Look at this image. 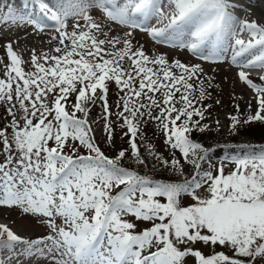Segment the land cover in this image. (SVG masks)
Here are the masks:
<instances>
[{"label": "snow or ice", "instance_id": "snow-or-ice-1", "mask_svg": "<svg viewBox=\"0 0 264 264\" xmlns=\"http://www.w3.org/2000/svg\"><path fill=\"white\" fill-rule=\"evenodd\" d=\"M31 2L35 17L0 0V31L51 30L48 50L32 49L27 60L12 39L0 45V207L34 217L46 234L25 238L0 223V264H22L21 257L47 264L264 258V145H240L211 164L212 150L191 138L208 128L203 121L211 105L203 101L211 81L206 85L203 67L133 43L139 29L157 43L238 69L253 96L245 112L236 104L228 116L236 135L240 126L264 123V74L251 76V70L264 73V22L238 16L244 8L236 0ZM113 25L127 31L112 35ZM97 105L99 119L91 115ZM101 121L113 155L96 139ZM148 122L162 134L167 156L147 140ZM116 126L128 147H116Z\"/></svg>", "mask_w": 264, "mask_h": 264}, {"label": "rangeland", "instance_id": "rangeland-1", "mask_svg": "<svg viewBox=\"0 0 264 264\" xmlns=\"http://www.w3.org/2000/svg\"><path fill=\"white\" fill-rule=\"evenodd\" d=\"M9 1H14L19 4V0ZM162 2L166 3L167 0H162ZM243 5L247 6V8H249L250 10L245 11L244 9V12L238 11L236 13L238 16L243 18L247 14L248 18L250 19L255 18L260 20L261 22H264L263 0H245ZM31 6L36 8L33 10L38 12V8L34 4H32ZM24 12L27 13L26 11ZM91 14L97 20H102V15L97 12V9L91 10ZM68 23L71 24L73 23V21L69 19ZM152 24L154 26H158L156 25L155 19H153ZM113 27L114 31L112 35L123 36L127 31V29L121 26L113 25ZM50 34L51 30H47L45 34H37L31 28L21 27L17 29L13 27V29L9 31L8 28L5 27L2 31H0V45H3L8 39H12L15 42L14 46L16 50L23 56L24 59L27 60L32 49H36L38 52L48 50V41L50 39ZM244 38H248L247 34H244ZM133 43L136 46H143L146 52H148L149 54H164L169 61L179 59L184 63L201 64L204 69V76L207 77L206 82L210 80L212 88L213 86L217 87L220 84L222 89L217 92V94L213 95L211 93L209 103V105H211V108L208 109L209 112L208 114H206V119L203 121V123H206L208 125V128L205 130V143L213 148L211 149L212 151L210 153L212 156L211 164H219L225 156L231 155L235 152H239L240 145H264L263 137L252 139L244 131V129H247V125L253 126L258 122L240 126L236 135H233L229 130V114L236 111V104H239L241 111L245 112L247 110V104L252 100L253 93L246 87V85L238 80V69L230 65L228 61L210 62L200 60L197 57L193 56L186 49L174 48L168 44L157 43L150 35L140 31L139 29L133 32ZM3 56L4 50L0 48V57ZM252 74H256L259 76L264 73H261L259 70H251V76L256 79L258 78V76H254ZM110 88L112 89V96H110L109 98L111 99V103L114 105L117 98V89L114 84L111 85ZM217 100L220 101L219 104L216 103ZM231 100L233 101L231 102ZM252 103L253 107H255V102L252 101ZM92 113L91 115L93 117ZM4 115V108L0 107V118H2ZM113 119L115 118L113 117ZM216 120H219L218 125L215 123ZM101 127L102 121L100 125L96 126V139L99 143H105L104 134L101 131ZM144 132L146 133L147 140H149L155 146V150L167 156L168 152L163 144V136L158 132L152 122L147 123V125L144 127ZM127 139V137H124L122 139V131L117 133L115 128V144L117 148L128 147ZM107 149V154H114L113 150L109 148L108 145ZM208 166V164H205L206 168ZM228 166L231 167V165ZM185 171L187 173H191L192 167L185 165ZM0 223L8 224L9 227L13 229V231L25 238L35 239L46 234V228L43 227L40 222H38L34 217L30 215L22 214L21 210H19L18 208L10 209L7 207H0ZM203 250L205 252L208 251L207 248H204ZM33 259L21 257L20 260L22 264L28 262L30 263L31 261L34 262L35 260H37L39 263H42L44 261L43 259ZM43 263L47 264L46 261H44ZM188 264H192L191 259H189ZM256 264H264V258H258L256 260Z\"/></svg>", "mask_w": 264, "mask_h": 264}, {"label": "trees", "instance_id": "trees-1", "mask_svg": "<svg viewBox=\"0 0 264 264\" xmlns=\"http://www.w3.org/2000/svg\"><path fill=\"white\" fill-rule=\"evenodd\" d=\"M205 76H203V79L205 80V82H206V80H207V77H205ZM206 85H207V82H206ZM215 85V84H214ZM222 88H221V86H220V84L216 87V86H213V88H212V86L211 87H208V91L210 92V93H212L213 95L214 94H217V92H219L220 90H221ZM110 96H112V89L110 88V92H109V97ZM233 100H231V102H232ZM109 102L111 103V99L109 98ZM209 103H210V98H208V99H206V100H204L203 101V104L204 105H209ZM233 107V106H232ZM100 110H101V108L99 107V105H97L94 109H93V118H96V119H99V117H100V114H101V112H100ZM208 112L209 111H207L206 112V114H208ZM236 112V111H235ZM235 112L233 113H231V114H235ZM205 114V115H206ZM115 118V117H114ZM229 124H230V121H229ZM116 128V131H117V133H119V132H121L122 130L119 128V126H116L115 127ZM246 128L247 129H244V131H245V133L250 137V138H252V139H257V138H264V123H260V122H258V123H256L255 125H253V126H251V125H247L246 126ZM206 137V131H204V132H199V131H193L192 132V134H191V138L194 140V141H196V142H200V143H202L203 145H205L206 147H208L209 149H211L212 147H210L207 143H205V138ZM100 146H101V148L106 152V153H108L107 152V145H106V143H100ZM141 150L143 151V145H141ZM110 155H113V154H110ZM131 163V162H130ZM149 164H151V160H149ZM155 174L157 175V176H162V177H170L171 176V174L170 173H168V172H165V171H157V172H155ZM172 178H175V177H172Z\"/></svg>", "mask_w": 264, "mask_h": 264}, {"label": "bare ground", "instance_id": "bare-ground-1", "mask_svg": "<svg viewBox=\"0 0 264 264\" xmlns=\"http://www.w3.org/2000/svg\"><path fill=\"white\" fill-rule=\"evenodd\" d=\"M241 3H239V4H241L242 6H243V8L245 9V11H248V10H250L249 8H247V6H244L243 4H244V2H245V0H239ZM251 1H255V0H251ZM264 1V0H263ZM10 3H13L14 4V7H15V9L16 10H19L21 7H19V5L16 3V2H14V1H9ZM19 2V1H18ZM259 2V1H258ZM250 3V2H249ZM248 3V4H249ZM251 4V3H250ZM252 5H253V3H252ZM261 6V5H260ZM248 7H249V5H248ZM253 7V6H252ZM259 7V6H258ZM18 8V9H17ZM260 8V7H259ZM26 10V9H25ZM244 12V11H243ZM252 16V15H251ZM21 259V258H20ZM34 260V259H33ZM45 261V260H44ZM43 261V262H44ZM25 262H27V261H25ZM42 262V261H41ZM42 262V263H43ZM42 263H39L37 260H35L34 262L33 261H31L30 263L28 262V263H24V264H42ZM11 264H16V261L15 260H13L12 262H11ZM44 264V263H43ZM46 264V263H45Z\"/></svg>", "mask_w": 264, "mask_h": 264}]
</instances>
